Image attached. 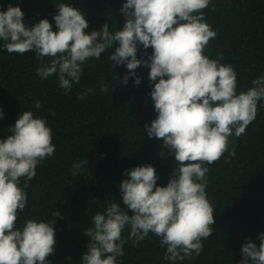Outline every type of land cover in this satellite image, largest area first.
<instances>
[{
    "label": "clouds",
    "instance_id": "clouds-1",
    "mask_svg": "<svg viewBox=\"0 0 264 264\" xmlns=\"http://www.w3.org/2000/svg\"><path fill=\"white\" fill-rule=\"evenodd\" d=\"M210 3L124 0L122 29L113 31L105 23L90 32L86 14L63 0L55 4V30L47 18L29 26L20 6L9 5L5 11L0 4V51H34L41 62L36 76L42 81L56 76L66 95L80 83L83 66L109 49L113 66L127 69L124 85L130 77L140 85L137 69H150L157 115L143 132L162 140L161 154L174 159L172 176L161 186L151 164L127 170L128 178L120 185L123 206L112 202L92 216V226L84 230L89 241L80 264H119L127 241L136 245L150 233L166 248L164 260L177 264L199 256L203 241L214 232L215 211L206 191L209 165L225 153L236 155L230 138L242 136L256 119L258 104L264 101V74L253 79L247 91L238 92L233 65L223 62V54H206L217 37L203 11ZM141 46L152 49L147 59L138 57ZM101 91L107 93L108 86L102 85ZM90 92L86 89L78 98ZM35 107H42L39 100ZM4 115L0 107V119ZM9 130L0 139V264H50L57 243L55 225L28 219L18 227L16 221L28 204V182L36 177L38 165L55 153L52 128L45 117L23 111ZM85 163H74L72 174L79 175ZM258 239L259 245L251 240L243 245L240 264H264V233Z\"/></svg>",
    "mask_w": 264,
    "mask_h": 264
},
{
    "label": "trees",
    "instance_id": "trees-1",
    "mask_svg": "<svg viewBox=\"0 0 264 264\" xmlns=\"http://www.w3.org/2000/svg\"><path fill=\"white\" fill-rule=\"evenodd\" d=\"M61 0H0L20 6L24 20L31 26L47 18L55 30V4ZM86 14L89 29L100 30L105 23L115 31L122 29L125 17L120 12L124 0H63ZM205 19L217 37L210 41L206 54L216 58L223 54L238 73L237 91H247L251 81L264 74V0H211L203 10ZM118 46V44H117ZM114 51V49H113ZM90 59L83 67L79 84L69 94L59 87L56 76L42 81L36 76L40 60L36 53L9 54L0 51V139L10 134L23 111L45 117L52 128L55 153L37 167L36 177L28 182V204L18 215L17 226L28 219L46 220L56 228V248L48 258L50 264H80L87 252L89 238L84 230L91 218L103 212L109 203L121 202L120 185L127 170L151 164L160 179L169 182L174 159L162 155V140L149 138L143 129L156 118L150 93V69H137L141 84L130 77L125 66H113L109 56ZM152 49L138 51L147 59ZM48 58H45V62ZM117 80V83H116ZM107 85V93L101 91ZM92 89L83 100L79 95ZM114 89V90H113ZM113 90V91H112ZM42 107L37 110L35 101ZM264 101L258 104L256 119L239 138L231 137L236 155L225 153L209 165L208 199L214 207L212 235L203 241V252L177 264H240L241 250L249 240L260 244L264 233ZM55 113V115H51ZM88 161L79 175H73V164ZM23 185V179L21 181ZM131 214V213H130ZM128 231L124 233L127 239ZM119 264H170L164 260L166 248L160 238L149 234L134 245L128 240Z\"/></svg>",
    "mask_w": 264,
    "mask_h": 264
}]
</instances>
